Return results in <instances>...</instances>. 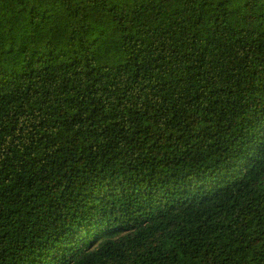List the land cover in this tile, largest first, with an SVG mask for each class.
I'll list each match as a JSON object with an SVG mask.
<instances>
[{
  "label": "trees",
  "instance_id": "1",
  "mask_svg": "<svg viewBox=\"0 0 264 264\" xmlns=\"http://www.w3.org/2000/svg\"><path fill=\"white\" fill-rule=\"evenodd\" d=\"M0 264H264V0H0Z\"/></svg>",
  "mask_w": 264,
  "mask_h": 264
}]
</instances>
